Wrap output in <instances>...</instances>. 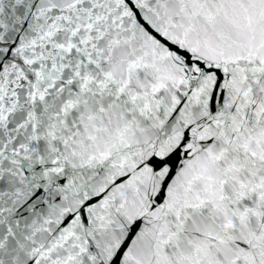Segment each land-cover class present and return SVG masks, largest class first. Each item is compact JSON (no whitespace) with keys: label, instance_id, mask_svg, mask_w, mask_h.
Returning a JSON list of instances; mask_svg holds the SVG:
<instances>
[{"label":"snow or ice","instance_id":"snow-or-ice-1","mask_svg":"<svg viewBox=\"0 0 264 264\" xmlns=\"http://www.w3.org/2000/svg\"><path fill=\"white\" fill-rule=\"evenodd\" d=\"M0 264H264V0H0Z\"/></svg>","mask_w":264,"mask_h":264}]
</instances>
